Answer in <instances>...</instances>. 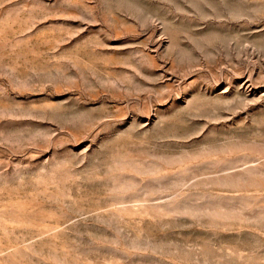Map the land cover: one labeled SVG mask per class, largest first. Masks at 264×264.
<instances>
[{
  "label": "rangeland",
  "instance_id": "rangeland-1",
  "mask_svg": "<svg viewBox=\"0 0 264 264\" xmlns=\"http://www.w3.org/2000/svg\"><path fill=\"white\" fill-rule=\"evenodd\" d=\"M0 264H264V0H0Z\"/></svg>",
  "mask_w": 264,
  "mask_h": 264
}]
</instances>
